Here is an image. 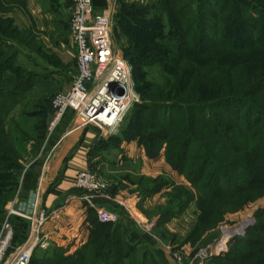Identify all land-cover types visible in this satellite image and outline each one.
Here are the masks:
<instances>
[{"label":"trees","instance_id":"trees-1","mask_svg":"<svg viewBox=\"0 0 264 264\" xmlns=\"http://www.w3.org/2000/svg\"><path fill=\"white\" fill-rule=\"evenodd\" d=\"M157 5L164 9L156 15H167L170 22L168 36L159 37L169 53L161 61L167 70L164 82L156 84L143 78L138 81L135 74L141 70L139 58L124 54L133 66L136 89L142 98V103L131 109L142 111L137 134L148 140L150 158L164 159L178 175L185 177L192 189H184L187 196L181 210L168 213L165 218L180 215L196 200L202 211L199 226L207 225L208 219L217 225L224 220L222 208L226 204L237 211L264 197V0H159ZM135 6H124L119 16L123 26L137 12L147 9L141 6L135 13ZM195 6L199 12L193 10ZM211 8L218 13H211ZM7 10L0 0V12ZM142 15L147 21L158 19L151 12ZM137 20L145 21L139 17ZM152 27L153 31H164L160 23ZM14 34L12 21L0 16V101L14 99L20 89L31 84V78L24 81L26 75L16 65L17 50L8 43L7 39ZM166 106L183 113L180 117L167 113L160 120V111ZM235 106L242 107L241 111L229 109ZM218 111L222 112L221 117L216 115ZM148 132L156 141L151 140ZM207 152H213V160ZM88 208L92 234L76 261L122 264L124 259H130L138 248L130 243L134 242L133 230L121 219L117 223H103L96 211ZM257 219L261 223L254 225L253 230L264 234V213H259ZM17 221L20 228L27 226V221ZM196 226L195 232L199 227ZM112 227L113 238L95 240L96 234ZM262 240L254 237L246 247L243 238H235L231 244L239 254L226 255L225 262L264 264V250L256 247ZM123 245L131 247L125 252ZM65 252L59 249L55 257L38 264H67L73 258ZM141 259L131 258L127 264H148L150 258L147 254ZM33 260L34 257L31 263Z\"/></svg>","mask_w":264,"mask_h":264},{"label":"rangeland","instance_id":"rangeland-1","mask_svg":"<svg viewBox=\"0 0 264 264\" xmlns=\"http://www.w3.org/2000/svg\"><path fill=\"white\" fill-rule=\"evenodd\" d=\"M158 2L159 0H142L133 3L136 5L134 7L135 13L139 11L138 7L141 6L146 7V11L137 12L133 20L125 21L124 26L121 23L122 19L113 20V37L118 50L123 54L128 52L139 58L138 65L141 70L139 69L135 74L138 81H142L141 78H143L152 83L162 84L164 76L167 75V70L163 69L161 61L168 57L169 53L166 47L162 45L159 37L168 36L170 22L167 15H164L163 18L156 15L163 13L164 9L157 5ZM193 10L195 12L200 11L196 6ZM210 11L211 13H218L212 8ZM142 12H147V14L151 12L158 19L152 22L147 21L145 15L140 17ZM170 15L173 16L172 13ZM138 17L144 18L145 21H138ZM159 23L164 31H153L152 26H157ZM25 36L23 41L29 39L27 35ZM3 49L8 54L11 53L9 48L4 47ZM20 61L24 63L26 61L23 57L20 60L17 57L16 65L21 68L20 73L26 75L24 81L31 78V84L25 85L28 90H23L24 87L20 89V94L14 99L0 101V235L5 224L20 225L17 221L18 217H9L7 210L16 199L22 202L30 199L31 192L25 190L29 183L26 179L27 173L40 170L45 164H48L49 160H52L56 143L67 134L69 127V123L62 125L63 121L54 133L49 135V116L51 115L52 118L51 104L59 91L50 85L33 86V84L35 85V78L32 76L31 70ZM229 109L236 112L241 111L242 107L237 108L235 106ZM141 112V109L132 110L125 118L117 134L98 143L95 160L92 162L98 173L109 185V193L113 200L107 201V203L111 205L113 210L116 209L121 216L127 217L130 221V229L134 233V242L130 243L138 247L131 258L141 261V258L148 254L150 258L148 264H230L225 262V256L228 254L237 256L239 254L236 252V247L231 244L233 240L227 246V250L218 256L204 259L202 254L211 247L217 248L218 244L222 245L221 243L226 240L229 234L238 232L242 226H244V234L241 238L244 239V246L249 247L251 243L248 241H252L254 237L263 239L264 243V234L258 235V232L253 230L254 225L261 223L258 221L257 215L264 213V197L250 202L237 211H232L231 206L226 204L222 208L224 211L223 221L213 225L208 219V224L202 227L199 226L202 211L197 201L194 200L191 215L195 216L196 214L195 219L191 217V222L182 220L176 223L175 228L173 227L176 232L166 226V223L171 219L165 218L166 215L179 212L187 196L185 190L188 192L192 189L188 187L190 184L185 177L178 175L164 159H160V161L159 158H150L146 146L148 140L141 139L137 134ZM209 112L213 113V111ZM167 113L172 114V117L177 115L180 117L183 112L177 113L172 107L166 106L165 109H161L159 119H164ZM216 115L221 117L222 112L218 111ZM149 135L152 137L151 132H148ZM151 140L156 141L153 137ZM202 152L205 153V151ZM207 153L206 155L209 157L213 152ZM213 159L211 156V160ZM40 177L41 174L32 190L35 191L37 188ZM48 182L49 180H46V183ZM147 195L165 200V203L157 206L154 210L155 216L152 215L154 214L153 210H150L152 214L148 211H142L131 201L132 196L144 198ZM123 202H126L132 209L140 224L129 217ZM145 212L149 213L150 216ZM90 216L92 217L89 214V208L83 204L78 207L73 206L68 212L63 213L60 219L48 226L47 233L50 246L47 249H38L31 264L48 262V258L55 257L59 249L65 250V254L73 258L67 264H80L75 257L80 255L79 250L89 242L91 237ZM160 218L162 222L159 221ZM197 224L199 227L195 232ZM28 226L27 223L26 227H21L18 230L20 241L28 234ZM251 227L252 229H250ZM112 236L113 227L104 230L102 234H96L94 237L96 241H100L104 238H113ZM190 236L192 237L191 240L189 239ZM263 243H256V247L264 250ZM130 247L121 246L125 252ZM130 259H124L122 264L129 263ZM258 262L252 264H259ZM103 264L105 263L103 262Z\"/></svg>","mask_w":264,"mask_h":264},{"label":"built area","instance_id":"built-area-1","mask_svg":"<svg viewBox=\"0 0 264 264\" xmlns=\"http://www.w3.org/2000/svg\"><path fill=\"white\" fill-rule=\"evenodd\" d=\"M72 2L70 42L76 50L78 70L70 90L58 92L52 101L49 135L70 117L74 120L71 132L92 127L113 136L120 131L131 109L142 102L136 89L133 66L114 42L112 13L107 9L102 14H95L93 0ZM46 167L45 164V173L41 174L34 196L24 202L16 199L7 210L9 217L28 222V234L20 241L19 226L7 223L2 227L0 264H31L38 249L50 246L46 226L61 218L65 206L48 209L41 205L40 197L47 191ZM74 186L77 193L68 197L66 204L79 199L96 211L99 221L119 222L121 215L116 209L99 206L95 202L100 197L107 201L113 199L107 181L92 163L87 170L76 174ZM123 203L129 217L140 224L132 209L126 202ZM243 227L229 234L222 245L207 249L202 257H215L226 251L231 240L244 234Z\"/></svg>","mask_w":264,"mask_h":264},{"label":"crops","instance_id":"crops-1","mask_svg":"<svg viewBox=\"0 0 264 264\" xmlns=\"http://www.w3.org/2000/svg\"><path fill=\"white\" fill-rule=\"evenodd\" d=\"M138 1L142 0H94L95 14H102L108 9L112 13V21H116L125 5ZM3 2L8 10L1 11L0 16L11 20L17 33V36L15 34L14 37L7 39L8 43L17 50L18 60L21 57L25 59L26 63L20 62L31 70L35 78L33 86L50 85L56 91L68 92L78 70L76 50L70 42L74 8L72 0H3ZM25 35L29 39L23 41L26 38ZM49 117L51 120V115ZM73 121L69 117L62 123V125L69 123L68 132L56 143L55 154L46 165V180H49L46 186L50 190L40 197L42 207L53 209L65 206L64 213L73 206L85 205L79 199L66 204L68 197L77 193L74 178L78 172L87 170L90 163L95 160L98 143L111 137L106 131L101 132L92 127L71 132ZM41 169L27 173L26 179L29 183L25 190L31 192L30 198L34 196L32 189L36 180L40 174L45 173L43 168ZM131 201L139 209L149 213H151L150 210L154 213L157 206L165 203L164 199L153 197L132 196ZM95 202L99 206L111 208L104 198H96ZM192 210L193 204L191 203L183 213L171 218L166 226L176 232L173 229L176 223L182 220L191 222V217L195 219L196 214L192 216ZM145 213L150 216L149 213ZM53 222L46 226V231ZM120 222L129 229L131 228L127 217L121 216Z\"/></svg>","mask_w":264,"mask_h":264}]
</instances>
